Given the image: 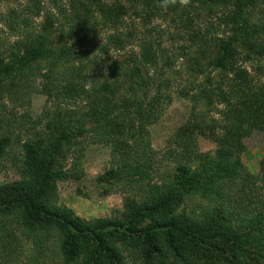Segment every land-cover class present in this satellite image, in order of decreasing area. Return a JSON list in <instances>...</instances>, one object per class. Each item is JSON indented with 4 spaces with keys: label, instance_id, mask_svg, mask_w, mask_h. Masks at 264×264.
<instances>
[{
    "label": "trees",
    "instance_id": "obj_1",
    "mask_svg": "<svg viewBox=\"0 0 264 264\" xmlns=\"http://www.w3.org/2000/svg\"><path fill=\"white\" fill-rule=\"evenodd\" d=\"M169 11L178 27L165 36L151 26ZM9 20L29 34L0 52V174L21 149L19 179L0 184V242L21 232L35 264H264V163L254 175L232 148L264 134V82L249 70L264 72V0H26ZM175 58L192 107L159 159L149 128L181 76ZM32 92L47 98L35 120L20 107ZM197 137L217 150L199 151ZM89 143L110 147L97 183L123 196L107 218L59 200L61 182L86 176Z\"/></svg>",
    "mask_w": 264,
    "mask_h": 264
},
{
    "label": "rangeland",
    "instance_id": "obj_2",
    "mask_svg": "<svg viewBox=\"0 0 264 264\" xmlns=\"http://www.w3.org/2000/svg\"><path fill=\"white\" fill-rule=\"evenodd\" d=\"M102 4H108L113 0H97ZM26 0H0V52H5V45L11 44L17 41L24 35L29 34L26 27H20L13 31L14 24H11L10 14L12 16L15 12H19L24 9ZM23 7V8H22ZM221 10L215 12L216 18L220 15ZM18 14V13H17ZM170 11L163 19H156L151 27L157 28L160 34L176 33L178 26H171L170 24ZM41 20H36L35 23ZM215 22L218 21L215 19ZM138 23V22H136ZM134 24V20H132ZM201 28H206L203 21ZM14 25V27L12 26ZM131 26V23L129 22ZM32 30V29H30ZM221 28V33H222ZM167 40V38H166ZM166 51H170L171 43L167 42ZM11 46V45H10ZM179 46L184 47L183 43H177L175 48ZM138 47L134 45L129 48V54L137 53ZM123 53L124 56H127ZM177 59V58H175ZM257 61V60H256ZM255 61V62H256ZM264 68V58L257 62ZM176 71L181 72L180 77L175 78L174 84L169 88L170 99L164 106V110L161 113L158 121L151 125L149 128V138L152 146V150L158 154L160 159L163 153L168 147V142L173 138L176 130L183 125L191 113L192 103L189 99L180 95L183 86L186 84V80H189L190 74L186 67V60L178 58L175 60ZM186 67V68H185ZM249 70L254 77L264 82V72L257 71V65H249ZM8 96V95H6ZM8 96L6 99L10 101L12 97ZM47 104V98L39 93L32 92L27 102L23 101L20 105L21 110H29L32 114V118H36L42 115ZM50 105L49 108H53ZM25 108V109H24ZM19 111L23 114L22 111ZM20 114V115H21ZM22 131V140L25 142L32 134L30 126L26 127ZM19 133V130L16 134ZM196 146L199 151L203 153H214L217 150V145L209 139L204 137H197ZM235 154L241 158L244 166L252 174H260L261 167L264 163V134L261 132H255L248 138L241 139L233 145ZM19 157L21 159V149L17 146L11 157L5 161L3 170L0 174V184L11 183L19 179L20 161H16L13 157ZM81 169L84 170L86 175L83 181L76 183L73 180L68 182H61L58 186L60 204L65 205L82 218L96 219L107 218L112 216L118 210L123 207V196L121 194L112 193L108 196L104 194L107 187L99 186L97 179L100 175L104 174L109 162L111 160V149L104 144L89 143L85 148L81 157ZM72 161L70 162V165ZM82 193L80 195L79 191ZM17 239L14 237L5 240V244L0 242V264H35L32 257L37 256L33 243L28 240L21 232H17ZM10 241V243L8 242ZM3 245H8L4 247ZM50 264H55V260L51 258Z\"/></svg>",
    "mask_w": 264,
    "mask_h": 264
},
{
    "label": "clouds",
    "instance_id": "obj_3",
    "mask_svg": "<svg viewBox=\"0 0 264 264\" xmlns=\"http://www.w3.org/2000/svg\"><path fill=\"white\" fill-rule=\"evenodd\" d=\"M191 0H158V7L167 9L179 5L181 8H186L190 5Z\"/></svg>",
    "mask_w": 264,
    "mask_h": 264
}]
</instances>
